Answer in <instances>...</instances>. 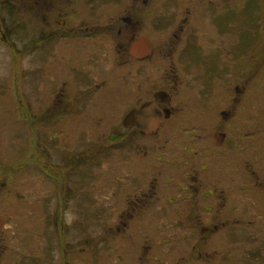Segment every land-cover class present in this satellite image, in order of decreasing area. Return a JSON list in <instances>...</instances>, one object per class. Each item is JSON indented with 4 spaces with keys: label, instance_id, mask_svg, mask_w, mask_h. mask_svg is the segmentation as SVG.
<instances>
[{
    "label": "flooded vegetation",
    "instance_id": "obj_1",
    "mask_svg": "<svg viewBox=\"0 0 264 264\" xmlns=\"http://www.w3.org/2000/svg\"><path fill=\"white\" fill-rule=\"evenodd\" d=\"M52 5L54 24L30 30L20 48L26 74V57L54 42L52 69L35 61L39 73L51 74L46 87L52 92L48 105L24 104L18 123L28 124L31 136L40 134L33 129L37 123L43 132L50 126L64 133L62 115L81 103L78 112L90 118L98 117L102 106L111 107L107 115L119 129L68 157L35 142L32 160L49 189L57 186L67 197L73 169L100 151L124 153L129 162L117 161L121 173L113 180L123 191L121 209L112 218L120 238L115 246L131 255L124 264H264V242L236 249L218 242L225 233L264 234L259 228L264 224V24H234L224 0H52ZM87 9H96L103 23L89 31L86 20L74 19ZM107 9L115 20L102 19ZM77 39L106 45V74L93 75L83 86L64 67L70 42ZM110 54L115 71L107 65ZM82 90L90 96L79 99ZM20 169L0 164V264H20L8 259L11 246L22 243L11 239L9 217L29 208L17 192L34 186ZM67 203L63 199L65 208ZM36 212L35 229L43 216ZM18 223L23 233L27 227ZM40 229L39 238L48 243ZM78 243L86 244L64 243L63 255L56 249L66 258ZM57 256L53 249L52 260L49 255L25 263L76 264Z\"/></svg>",
    "mask_w": 264,
    "mask_h": 264
},
{
    "label": "rangeland",
    "instance_id": "obj_2",
    "mask_svg": "<svg viewBox=\"0 0 264 264\" xmlns=\"http://www.w3.org/2000/svg\"><path fill=\"white\" fill-rule=\"evenodd\" d=\"M227 1L224 0V3L229 5L230 9H226L232 13L234 24H264V0H230L229 3ZM107 10V16L102 19L108 21L113 17L112 19L115 20L116 14ZM97 12L96 9H90V11L87 9L75 14L74 19L76 16L77 19L86 20L87 31H89L95 24H103L97 21L100 18ZM54 21L55 10L52 0H0V37L4 34L6 38L5 41L0 38V164L5 161L14 168L22 167L20 174L23 175L25 172L34 184L26 190L17 192L24 197V202L29 208L23 207L20 209L21 214L9 217L11 223H7L11 224V229L14 231H12L11 239L13 241L22 239V243L11 246L12 251L8 259L27 264L43 261L50 255L52 260V251L55 249L58 261L70 263L75 261L76 264L77 262L124 264L131 260V255L120 251L115 246L120 238L116 235L112 220L114 214L121 209L119 202L123 191L121 192V186L113 180L121 173L117 161L121 159L127 165L129 157L124 153L114 155L108 151H100L92 155L88 161L73 169L70 180L66 183L70 188L67 197L61 190L57 191V186L49 189L46 175L38 170L37 164L32 160L35 142L42 143L60 158L68 157L71 153L89 146L96 147L98 140L105 133L119 129L116 120L107 115L111 107L102 106L99 116L90 118L85 113H79L81 103L76 104L71 115L68 116V112L62 115L65 116L61 120L64 133L59 134L56 133L58 131L56 127L50 126L43 132L41 129L43 124L37 123L33 129L39 130L40 134L31 136L28 124L24 126L18 123L19 115L23 116L21 111L24 104L31 107L41 103L48 105L52 92L46 87L52 80L51 74L39 73L35 61L38 60L40 68L51 70L53 63L51 52L54 42L51 40L43 44L35 50L36 53L32 57H26V61L30 64L25 74L23 64L25 57L20 52L22 37H29L30 30L38 28L39 24H54ZM148 23L145 17L144 24ZM21 27H23L22 30ZM105 53L106 45L92 39L71 41L70 55L64 61V67L77 83L82 86L91 84L93 75L106 74L103 59ZM114 59L115 54H110L107 58V65L113 68L112 71H115ZM103 80L106 82V79ZM110 87L108 85V89ZM81 95L79 99L90 96L83 90ZM65 103L62 100V104ZM128 178L134 179L132 175ZM63 199L68 202L67 208L62 205ZM36 210L43 213L39 224L45 231L46 239H49L48 243L42 242L41 237L39 238L41 234L39 224L35 229L38 222ZM260 214H263L262 210ZM19 221L23 222L25 228L27 227L23 233ZM259 228H264V224H261ZM178 229L183 231V228ZM127 235L134 236L131 231L127 232ZM77 241L86 243L83 245L84 248L79 247V243L76 245L77 249L83 251L76 249L74 254L68 253L66 258L59 255V251L61 255L66 254L62 253L64 243ZM253 241L257 244L264 242V234L251 231L237 232L236 235L225 233L218 239L219 244L235 249L239 245H244L246 242L253 243ZM47 244L48 248H42Z\"/></svg>",
    "mask_w": 264,
    "mask_h": 264
}]
</instances>
